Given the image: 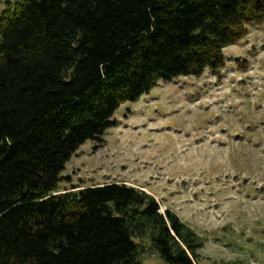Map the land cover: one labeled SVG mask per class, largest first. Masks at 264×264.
<instances>
[{
    "label": "trees",
    "instance_id": "obj_1",
    "mask_svg": "<svg viewBox=\"0 0 264 264\" xmlns=\"http://www.w3.org/2000/svg\"><path fill=\"white\" fill-rule=\"evenodd\" d=\"M264 0H17L0 18V264H196L202 238L125 183L60 191L123 102L216 72ZM147 243V247L145 246Z\"/></svg>",
    "mask_w": 264,
    "mask_h": 264
},
{
    "label": "rangeland",
    "instance_id": "obj_2",
    "mask_svg": "<svg viewBox=\"0 0 264 264\" xmlns=\"http://www.w3.org/2000/svg\"><path fill=\"white\" fill-rule=\"evenodd\" d=\"M16 3L0 0V18ZM223 54L216 72L161 80L121 103L117 125L76 150L58 188L125 183L202 238L196 264H264V23ZM140 261L167 264L149 247Z\"/></svg>",
    "mask_w": 264,
    "mask_h": 264
}]
</instances>
